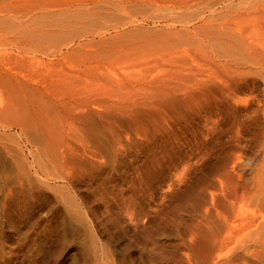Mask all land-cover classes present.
Here are the masks:
<instances>
[{
	"label": "rangeland",
	"instance_id": "obj_1",
	"mask_svg": "<svg viewBox=\"0 0 264 264\" xmlns=\"http://www.w3.org/2000/svg\"><path fill=\"white\" fill-rule=\"evenodd\" d=\"M0 264H264V0H0Z\"/></svg>",
	"mask_w": 264,
	"mask_h": 264
},
{
	"label": "bare ground",
	"instance_id": "obj_2",
	"mask_svg": "<svg viewBox=\"0 0 264 264\" xmlns=\"http://www.w3.org/2000/svg\"><path fill=\"white\" fill-rule=\"evenodd\" d=\"M73 23V22H72ZM87 26V25H86ZM46 38V37H45ZM41 51H43V53H46V51H45V48H44V50H41ZM49 54V53H48ZM236 197V196H235ZM232 200V199H231ZM256 224V223H255ZM216 229V228H215ZM242 248V247H241ZM249 250V249H248ZM251 251V250H250ZM251 255L252 256H254L252 253H251ZM256 255V254H255ZM258 255V254H257ZM253 258V257H252Z\"/></svg>",
	"mask_w": 264,
	"mask_h": 264
}]
</instances>
